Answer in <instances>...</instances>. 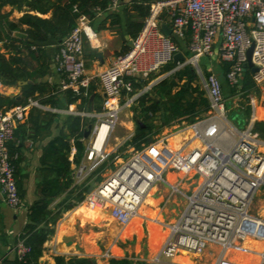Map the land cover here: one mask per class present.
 <instances>
[{
  "label": "built area",
  "instance_id": "2783aa9c",
  "mask_svg": "<svg viewBox=\"0 0 264 264\" xmlns=\"http://www.w3.org/2000/svg\"><path fill=\"white\" fill-rule=\"evenodd\" d=\"M119 1L109 0L104 10L95 8L94 12L111 11ZM162 23L171 30L170 35L162 32ZM95 38L88 17L79 15L75 26L57 45L53 61L61 76V92L88 96L91 78L86 75L84 45ZM175 39L189 52L186 63H197L202 57L214 55L229 63L225 80L237 90L245 72L246 52L252 47L251 63L255 71L251 68L246 71L255 86L264 83V0L152 1L141 31L131 38L132 47L115 55L98 74L105 97L96 115L97 122L90 129L88 161L106 160L104 146L123 108L121 97L126 96V102H131L135 98L136 80L145 79L172 62L174 54L181 52ZM2 46L0 40V50ZM178 65L180 68L185 64ZM203 86L209 100L206 116L189 124L188 133L183 125H177L172 132L150 143L143 141L141 149L120 161L105 179L85 191L82 203L91 210L109 211L108 215L121 226L128 225L156 182L163 181L179 191L180 184L171 185L163 179L170 169L184 179L196 180L186 195L183 211L168 225L155 261L161 256L168 259L181 254L198 256L209 246H217L220 252L214 264H264V233L258 230L264 227V219L248 213L252 199L264 186V139L253 129L257 121L254 101L250 102L249 120L238 127L226 117L227 102L219 77L209 72L203 77ZM33 107L42 108L31 98L11 107L0 105V193L13 208L21 205L13 164L18 154H11L8 144ZM235 107L232 103V108ZM102 127H106L105 135L96 146ZM183 133L186 138L179 140ZM85 173V165L79 164L75 172L79 181ZM14 248L19 257L28 250L21 241Z\"/></svg>",
  "mask_w": 264,
  "mask_h": 264
},
{
  "label": "crops",
  "instance_id": "0c3cea01",
  "mask_svg": "<svg viewBox=\"0 0 264 264\" xmlns=\"http://www.w3.org/2000/svg\"><path fill=\"white\" fill-rule=\"evenodd\" d=\"M133 2L134 0H120L116 8H113L111 11H102L100 13L94 12V17L92 19H89V25L96 33V38L92 43L85 41L84 45L86 75L91 78L88 96L85 97L87 98L85 103H82L81 99L69 103L66 99L65 93L59 90V82L61 76L56 72L53 61V56L57 51V46H55L53 52L47 51L45 48L38 47L41 49V51L35 52L33 59L29 58L27 50L23 49L22 56H24L27 60L25 71L26 73L31 74V76L28 77V75L24 73L20 79L16 80L12 84H5L1 81L0 95L9 99L15 98L16 100H21L24 96L25 91L31 85H45L46 91L43 94L39 95L35 93L33 97L29 98L37 100L38 103L42 106V108H37L42 112H48L49 114L47 117H41L40 119H37L35 122H33L28 120V113L26 119L20 124L21 128L19 131V136L17 139H15V141H17L19 144V150L16 151V153L18 154L17 158H20L16 167V177L22 184L23 194L21 197V205L18 208H13L4 201L0 193L1 264H12L11 261L16 256L14 248L15 241L17 236L23 229L24 224L26 223L27 207L38 198L36 190L45 169V166L42 165L44 149L46 145L60 132L66 133L64 123L68 116L74 115L81 117L83 126L82 129L84 133L86 130H89L87 137H84L83 134V137L81 138L85 145V150L80 162L78 164L73 162L74 148H72V152L68 156V160L71 161L73 185L78 189L86 188L85 191H89L92 183H95V185L92 187L94 188L96 184L101 182L111 172H113L120 161H125L127 159H123L121 155L113 153L116 152L115 150H117V148L119 147L118 145L121 144L117 136H112L114 130L109 135L107 143L104 146V153L107 155L106 160H103L99 163L95 161H88L86 159V147L89 142L88 137L90 135V129L97 122L96 115L101 111L102 103L105 97L99 84L98 74L112 62L115 55L128 51L131 48L128 45V41L131 40V37L127 33L126 21L127 16L133 13L130 10V5ZM4 11L11 13L9 16V19L11 20H18L23 15V13L26 12L46 19H49L52 16V11H49L46 14H38L37 12L27 9L18 11L12 9V7L10 6H5ZM109 14L116 15V17L119 18L120 23L113 25L111 23L112 18L108 16ZM43 37L45 40L48 38L51 40H55L50 35L43 34ZM175 41L181 45L180 51L187 58L189 52L185 45L182 44L179 39H175ZM33 46L37 47L35 45ZM0 52L5 53L6 57L10 55V52H8V50H5L3 46ZM98 53H101L100 57L97 56ZM212 58L217 59L218 57L214 55ZM207 71L209 72L208 69ZM217 76L222 82L223 93L224 86L229 88L232 96H234V99H237V97L241 93H246L241 90L242 81L240 84V89L237 90L236 88L233 89V87L229 86V84L225 80V72H223L222 74L218 73ZM153 83L154 82L149 84L147 88H152L155 85ZM248 92L254 93V95L257 94L259 96L264 95V83L260 86L254 85V89ZM258 97H252L249 100L251 102L252 99L255 105V101L258 99ZM126 99V96L121 97L120 99V103L122 104L123 108L128 104V102H126ZM234 109L237 112V115L241 114V122L245 124L249 120V117L251 115V106L249 107L248 114L243 111L237 110V107H235ZM255 114L257 117V121L264 120V106H262L261 103L259 106L255 105ZM148 116L150 118V122L155 119V117H152L149 113ZM182 119L184 120L186 118ZM182 119H179L177 121H180ZM85 120L89 121L88 126H84ZM173 122L175 121H172L167 125L163 124L162 128H160L159 131H151V133L146 136V141L148 142V139L154 140L156 137L161 136L164 133L172 132L173 130H175L178 123L172 124L171 126L170 124ZM126 123L127 124L124 126L130 136H128V138L123 142H131L133 137V122L131 120H128ZM36 125L40 126L37 127ZM44 125L46 126L43 128ZM139 125L144 126V124L141 123H139ZM142 143L143 140H141L139 143L137 142L139 148L142 147ZM134 151L135 150H131L130 155ZM79 164L85 165L86 167V173L81 181L78 180L75 174ZM173 177V174L169 171L164 173V179H166L169 183L171 182L170 179L173 180L176 178ZM153 186L154 187L152 188L154 190L159 189V185L155 184ZM150 198L152 199L151 190L146 194L142 202L146 203L151 200ZM59 199L60 197H58L56 201H53L51 206L57 203ZM78 205L62 213L61 217L58 219L56 225L54 226L53 234L48 238V240H46L43 245L42 255L40 257L41 263L54 264L55 258L59 256H62L66 259L87 258L91 261H95L100 256L102 251V231L99 227V221L103 211H99L97 209L91 210L86 207V205ZM137 216H140V214L138 213ZM108 217L110 219H113L109 215ZM115 223L119 226L120 231L111 240L108 237V243L103 245L105 249L104 251H110L112 256H114L116 252H120L119 254L123 255L124 250H128L125 247L121 248L118 246L120 244L126 243V240L133 239V237L136 239V241L139 240V233L137 231L134 232L130 238L127 236V238L125 239L122 238L123 232L126 233L130 232V230L132 229H137L136 223L131 224L130 221V223L125 226H121L116 221ZM260 244L261 243H258V246ZM138 246V243H136L135 250H137ZM114 249H116V252H114Z\"/></svg>",
  "mask_w": 264,
  "mask_h": 264
},
{
  "label": "trees",
  "instance_id": "16d2710c",
  "mask_svg": "<svg viewBox=\"0 0 264 264\" xmlns=\"http://www.w3.org/2000/svg\"><path fill=\"white\" fill-rule=\"evenodd\" d=\"M155 0H134L130 5L133 12L127 16L126 28L131 38H135L142 29L143 20L149 11L150 2ZM109 0H0V40L4 41L3 48L10 52L8 57L0 52V79L5 84H12L20 79L26 73L27 60L23 54V49L27 50L28 57L34 58L35 52L41 49L33 46L26 40L12 36L10 32L23 31L27 37L34 40H45L43 34L50 35L56 41H61L75 26L76 18L79 15H85L88 19L94 17V9L104 10ZM5 6L12 9L32 10L38 14H46L52 11L49 19L41 18L37 15L23 13L18 20L9 19L10 12L4 11ZM76 9V10H74ZM113 25L120 23L116 15L109 14ZM163 18L164 15H163ZM126 52V51H125ZM124 53V52H122ZM120 54V53H119ZM172 62L165 65L166 71L172 69ZM229 69V63L223 61L222 70L226 73ZM28 77L31 74L26 73ZM209 74L205 73L206 77ZM145 79H138L133 83L134 92L138 91ZM152 89L158 96V99H150L148 95L143 94L136 98L139 110L144 114H150L155 117L161 113L163 124H169L182 118L192 119L194 116L205 112L209 107V100L206 89L203 84L198 82L197 77L193 75L191 66L185 65L164 77L157 82ZM234 89V88H233ZM254 89L249 71H245L242 79L241 90L248 92ZM46 91L45 85H31L24 93L21 100L15 98H6L0 95V105L11 107L22 104L35 93L43 94ZM69 103L81 99L85 103L87 98L79 97L71 92H65ZM48 112H42L33 107L29 111L28 120L35 122L41 117H47ZM39 127L40 125H36ZM46 125L43 126V128ZM64 127L65 132H60L45 147L42 157L44 165V174L37 186L38 198L34 200L26 210V223L16 238L15 244L19 241L23 243L28 250L19 257L17 254L11 261L12 264H44L40 262L43 245L54 232V226L62 213L75 207L82 201L85 189H78L73 185L71 161L68 160L69 154L74 148L73 162L78 164L83 157L85 145L81 138L84 131L82 129V119L79 116H68ZM21 125L15 131V138L8 146L11 154L19 150L18 142L15 139L19 136ZM253 129L261 138L264 139V120L256 121ZM150 129L147 124L138 125L137 135L133 137L135 143L141 140L146 141ZM20 158L13 161L15 165V179L20 198L23 194L22 184L16 177V167ZM60 197L55 207L52 208L53 201ZM6 262V261H5ZM87 258H64L56 257L54 264H91ZM115 259L110 260V264H122Z\"/></svg>",
  "mask_w": 264,
  "mask_h": 264
},
{
  "label": "rangeland",
  "instance_id": "374dc122",
  "mask_svg": "<svg viewBox=\"0 0 264 264\" xmlns=\"http://www.w3.org/2000/svg\"><path fill=\"white\" fill-rule=\"evenodd\" d=\"M222 63L223 60L219 58L214 59L212 57H202L199 59L197 63L187 62L185 65L191 66V70L194 77L196 76L198 82L203 84V77L205 76L207 69L209 70V72L215 73L217 75L218 73L221 74L223 73ZM170 65H172L171 70L166 71V67H162L158 72L149 75L147 78H145V82L142 84L141 88L137 92H135L134 94L135 98L131 102H129L127 106H125L121 111V113L119 114L118 121L112 136L113 137L117 136L121 144L118 145L119 147L117 148V150H115L116 152L113 153H116L117 155H121L123 159L130 157L131 150L141 149L139 148L138 144L135 143L133 140L131 142L129 141L123 142L128 138V136H130L124 126L127 124L126 122L128 120H131L133 122L132 136L134 138L137 135V129L139 123L147 124L149 126L150 132L159 131V129L162 128L163 119L161 113L155 115V119L150 122V118L148 114L147 113L144 114L139 110L140 108L135 100L136 98H138L143 94L148 95L150 99H155V100L158 99V96L155 94L154 90L151 87L147 88V86L152 82L156 81L157 79L171 74L175 66L173 64ZM185 65H183L182 67H184ZM258 96L259 95L257 94L254 95V93L246 92V93H241L237 97V99L236 98L234 99V96H232V93L230 92L229 88L224 86V99L226 102H228L227 111H226L227 119L235 126L241 127L242 125L240 122L242 121L241 118L242 116L241 114L237 115L235 109L232 108V103L236 105L237 110L243 111L248 114L250 107L249 99L252 97L257 98ZM260 103L262 106H264V95L259 96L258 99L255 101L256 106L257 105L259 106ZM206 115H207V111L194 116L192 119L186 118L181 121H177V122L175 121L170 125L172 126V124H176V123H178V125H183L185 128L184 132L188 133L187 127L189 126V124L195 122L197 119L203 118ZM182 121L184 123H181ZM84 123H85L84 126L89 125V121L87 120H85ZM183 138L184 139L186 138V135H184V133L182 137L178 139L182 140ZM168 171L171 172L174 177H176L173 180L170 179L171 180L170 184L171 185H174L175 183L180 184V186L178 187L179 191L173 190L168 184H166L163 181H158L155 183L156 185H159V189L158 190H154L153 188L150 189L152 199L150 198L151 200L146 203L141 202L137 214L131 220V224L133 223L137 224V229L135 230L132 229L131 227L132 230H130V232H126V233L123 232L122 234V238L125 239L127 237L130 238L131 235L136 231L139 233V240L136 241V239L133 237V239L126 240V243L118 245L121 248L125 247L128 249V250H124L123 255L119 254L120 252H116V249H114V252H116L115 255L117 256L115 255L112 256L110 251L108 252L104 251L105 249L103 245L108 243L107 238L109 237L111 240L116 234H118L120 228L118 225H116L113 219H110L108 217V213L102 212L99 221L100 223L99 227L102 231V239H101L102 251L100 256L95 261H91L92 262L91 264H110V260L112 259H115L119 262H123L122 264H214L215 263L216 258L220 252V248L217 246H209L202 254L198 256H189V255L181 254L172 259H168L161 256L159 261H155V258L159 253L162 242L168 233V225L172 221H174L183 211L187 202L186 195H188L190 191L193 189L192 182L196 180V179L188 180L186 178L184 179L182 178L181 174L173 173V171H171L170 169H168L167 172ZM163 179H164V175H163ZM57 199L58 198H56L54 201H56ZM78 204L84 205L82 201H80ZM55 205L56 203L53 204V206L51 207L54 208ZM138 213L140 214V216H137ZM248 213L254 217L264 219V186H261L258 189L257 193L252 199V202L250 203V206L248 208ZM136 243H138L139 245L137 247V250H135ZM238 258L242 259V256H239ZM184 260L185 262L183 263L182 261Z\"/></svg>",
  "mask_w": 264,
  "mask_h": 264
},
{
  "label": "water",
  "instance_id": "95a60500",
  "mask_svg": "<svg viewBox=\"0 0 264 264\" xmlns=\"http://www.w3.org/2000/svg\"><path fill=\"white\" fill-rule=\"evenodd\" d=\"M160 27H161L162 32L165 35L168 36V35L171 34V30L164 23H162L160 25ZM10 34L13 35V36H15V37H17V38H20L22 40H26L27 42H29L32 45H35V46L40 47V48H45L47 51H52V52L54 51L55 46H57L60 43L59 41L51 40L49 38L46 39V40H34V39H30V38L27 37V34L26 33L21 32V31L10 32ZM123 39H124V37H123ZM128 45L130 47H132V41L131 40L128 41ZM251 50H252V47H250L247 50V52H246V63H245L244 71H246L247 68H251V71H255V68L252 67V63H251ZM97 56L100 57L101 56V53H98ZM172 63L175 66L174 67V70H177L179 68V65H178L179 63L186 64V57L181 52H178V53L174 54V56L172 58ZM164 77H166V76H163V77L157 79L156 81H154L153 84H156L157 82H159L160 80H162ZM88 132H89V130H86L85 131L84 137H87ZM148 142H151V139H148ZM94 185H95V183H92L91 184V187L89 188V191L92 189V187ZM107 213H109V211H107ZM258 230H259V232L264 233V227L260 226Z\"/></svg>",
  "mask_w": 264,
  "mask_h": 264
},
{
  "label": "bare ground",
  "instance_id": "6f19581e",
  "mask_svg": "<svg viewBox=\"0 0 264 264\" xmlns=\"http://www.w3.org/2000/svg\"><path fill=\"white\" fill-rule=\"evenodd\" d=\"M105 131H106V127H102V129H101V131H100V133H99V135H98V137H97V140H96V146H98V144L99 143H101V141H102V139H103V137H104V135H105ZM98 143V144H97ZM100 145V144H99ZM150 191V190H149ZM148 191V192H149ZM144 199V198H143ZM142 199V200H143ZM141 205V204H140ZM182 257V256H181ZM183 263L185 262V260L184 261H182Z\"/></svg>",
  "mask_w": 264,
  "mask_h": 264
}]
</instances>
